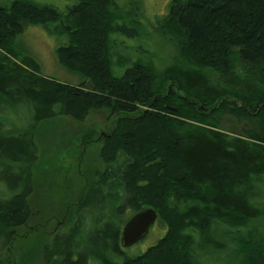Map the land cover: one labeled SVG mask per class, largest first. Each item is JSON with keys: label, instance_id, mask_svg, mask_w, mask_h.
Masks as SVG:
<instances>
[{"label": "trees", "instance_id": "trees-1", "mask_svg": "<svg viewBox=\"0 0 264 264\" xmlns=\"http://www.w3.org/2000/svg\"><path fill=\"white\" fill-rule=\"evenodd\" d=\"M120 2L76 0L67 12L34 0L0 4V110L24 107L33 117L28 131L0 121V178L10 189L0 191V249L13 246L34 214L39 223L52 219L39 208L55 187L35 170L38 126L62 114L81 121L101 108L124 115L122 132L111 140L114 149L104 147L100 180L89 184L79 222L41 244L42 264H201L198 250L226 254L230 264H264V235L241 229L264 217V0H173L156 25L184 64L163 68L114 57L112 35L132 31L118 22ZM28 25L67 35L59 61L85 80L42 76L34 58L16 50ZM208 67L223 83L205 73ZM230 118L245 122L239 135L223 130ZM112 178L122 187L117 214L153 208L152 232L167 227L142 254L123 251L121 225L104 211ZM64 207L58 201V216Z\"/></svg>", "mask_w": 264, "mask_h": 264}, {"label": "rangeland", "instance_id": "rangeland-1", "mask_svg": "<svg viewBox=\"0 0 264 264\" xmlns=\"http://www.w3.org/2000/svg\"><path fill=\"white\" fill-rule=\"evenodd\" d=\"M12 1L0 0V4H9ZM34 1L41 4L55 5L63 12H67L76 3V0ZM120 1L118 12L121 13L123 19L118 22L121 24L126 20L129 24L128 27L132 31H119L112 35L113 42L115 43L114 57L118 59L129 56L131 58L134 57L133 59L139 57L145 61L152 60L161 68H163V65L175 62L177 59L184 64V60L180 58L177 47L157 30L156 25L159 19L169 16V9L173 0ZM131 15H133V19L130 23L127 19ZM68 43L69 39L67 35L59 36L58 34L50 33L43 26L28 25L19 35L16 42V50L34 58L38 63L39 73L42 76L54 81L59 80L60 82L76 85L83 82L85 77L65 67L59 61L57 53L60 47ZM113 67L115 70L114 60ZM204 71L217 82L223 83L219 72L214 68H204ZM117 114H111L110 111L101 108L92 109L81 121L71 115L62 114L45 120L38 126V129L35 131L37 146L35 170L37 169V172L41 174L42 178H45V181L52 179L53 186L55 187L53 191L50 190L46 193L45 201L39 205V208L44 207V211H50L49 214L52 213V219L45 222L38 218L40 221L39 227L36 224L38 222L37 217H35L36 214H34V218L31 217L24 226H20L18 228L19 239L13 246H4L0 249V264H42L41 244L45 243V241L51 242L52 238L60 230L69 231L79 222L76 219L79 220L78 215L81 206H79V202H82L80 199L81 197H85L92 180L93 183L100 180L96 175V170L104 166V157L102 155L104 147L107 143L110 146L111 140L114 141L118 133L122 132L121 126L124 122L120 121L124 115H120L117 118ZM133 114L138 117L142 115L139 110ZM116 118L119 119L118 122ZM134 119L136 118L134 117ZM0 121L12 129L18 130L19 128L28 131L33 122V117L24 107H16L0 110ZM244 124L245 122L230 118L222 123V128L229 134L239 135L237 133H240ZM87 132L89 134L96 132L97 138H105L106 135L112 136L91 146H85L87 142L84 140V136ZM110 148L114 149L115 146H110ZM112 162L113 160L110 159L109 165L112 166ZM109 165L107 164L106 167ZM37 172L35 171V174ZM260 177L264 181V173ZM107 184L106 193L109 196L108 201H110V205H106L104 211L112 215L116 222L123 226L133 216L131 215L132 211L125 210L123 213L117 214L114 206L118 204V196L122 187H120V182L117 178L109 179ZM9 190L8 182L0 178V191ZM65 194L67 195L64 196ZM66 198L70 203L64 201ZM58 201L61 206L62 202H65L64 212L66 211V213L62 216H58V211L61 212L62 210L61 208L57 211ZM77 206L79 207L77 208ZM68 213H70L68 219L71 223L63 226L61 223L66 221ZM242 226H244L241 228L242 230L251 231L259 229L258 233L264 235V217L244 223ZM43 227L44 230L40 231V228L42 229ZM166 229L167 227L162 224L156 226L149 237L144 242L136 244L129 249L127 255L136 256L142 254L164 236ZM196 254L201 264H230L232 259L226 254L216 256L211 253L205 254L199 250Z\"/></svg>", "mask_w": 264, "mask_h": 264}, {"label": "water", "instance_id": "water-1", "mask_svg": "<svg viewBox=\"0 0 264 264\" xmlns=\"http://www.w3.org/2000/svg\"><path fill=\"white\" fill-rule=\"evenodd\" d=\"M158 219V213L153 208H145L135 214L124 226L122 244L131 247L144 239Z\"/></svg>", "mask_w": 264, "mask_h": 264}, {"label": "flooded vegetation", "instance_id": "flooded-vegetation-1", "mask_svg": "<svg viewBox=\"0 0 264 264\" xmlns=\"http://www.w3.org/2000/svg\"><path fill=\"white\" fill-rule=\"evenodd\" d=\"M97 133L95 132V133H90L89 134V132H87L86 133V135L84 136V140L87 142H85L86 144H85V146H91L92 144H95V143H97V142H100V141H102V140H105V139H108V138H111V136L112 135H106V137L104 138V137H102V138H97ZM101 136V135H100ZM84 144V143H83ZM89 144V145H88ZM83 199L84 198H82L81 197V199L80 200H82L83 201ZM81 205V202H79V206ZM79 206H77V208L79 207ZM79 216V215H78ZM80 219V218H79ZM51 220V219H50ZM76 221H79V220H77L76 219ZM49 223V222H48ZM60 223H61V221H60ZM38 226H40V223L39 222H37L36 223ZM61 224H63V223H61ZM125 225V224H124ZM123 227L124 226H121V230H120V238H119V243H121L122 244V231H123ZM53 239V238H52ZM52 241V240H51ZM145 241V239L144 240H142V242H144ZM123 249V251H125V252H127L128 250H129V248H122ZM121 249V250H122Z\"/></svg>", "mask_w": 264, "mask_h": 264}, {"label": "bare ground", "instance_id": "bare-ground-1", "mask_svg": "<svg viewBox=\"0 0 264 264\" xmlns=\"http://www.w3.org/2000/svg\"><path fill=\"white\" fill-rule=\"evenodd\" d=\"M128 220H130V218L128 219ZM128 220L126 221V222H128ZM126 224V223H125ZM124 226V225H123ZM122 246H123V244H122ZM124 247V246H123Z\"/></svg>", "mask_w": 264, "mask_h": 264}]
</instances>
